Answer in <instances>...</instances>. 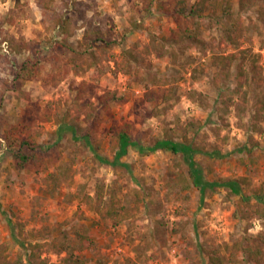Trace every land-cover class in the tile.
<instances>
[{
  "label": "rangeland",
  "instance_id": "374dc122",
  "mask_svg": "<svg viewBox=\"0 0 264 264\" xmlns=\"http://www.w3.org/2000/svg\"><path fill=\"white\" fill-rule=\"evenodd\" d=\"M228 2L232 15L187 19L198 39L185 41L174 0H0V264H77V256L84 264H212L210 251L222 264H252L250 241L264 250V217L253 212L264 206V0L244 14L254 22L239 47L225 39L239 10L238 0ZM24 39L31 48L20 50ZM231 53L237 59L225 58ZM28 58L38 61V76L23 82L15 74ZM223 70L230 77L218 84ZM108 91L121 99L105 106L99 96ZM190 119L203 127L188 140L220 152L195 155L207 179L243 178L245 191L261 198L249 206L217 187L202 199L185 159L171 151L131 146L121 158L128 166L100 159L114 160L121 130L146 147L186 141ZM66 123L89 141L60 134ZM9 130L18 139L33 134L48 148L45 161L18 168ZM99 186L116 190L126 210L140 197L135 215L115 223L91 210L83 197ZM76 231H87L89 247L71 255L50 245Z\"/></svg>",
  "mask_w": 264,
  "mask_h": 264
},
{
  "label": "trees",
  "instance_id": "16d2710c",
  "mask_svg": "<svg viewBox=\"0 0 264 264\" xmlns=\"http://www.w3.org/2000/svg\"><path fill=\"white\" fill-rule=\"evenodd\" d=\"M257 0H238L239 10L234 17V26L229 27L225 39L236 47H239V41L241 38V32L246 31L251 28V24L254 22L251 15H246L250 10L255 7ZM150 5L153 4V0H148ZM207 11L211 14H216L218 12L225 15H232L231 5L228 0H195V2L190 3V0H174V5L172 8V16L179 21V28L176 30L179 33L180 39L185 41H195L198 39V32L194 29L187 27L185 21L189 18H196L199 22H202L204 16H207ZM258 18L261 23L264 24V3L258 7ZM246 19V20H245ZM198 23V25L200 24ZM174 32V31H173ZM175 33V32H174ZM177 33V34H178ZM97 39L103 41L101 33H97ZM175 38V37H174ZM176 40V39H175ZM105 42V41H104ZM20 50L30 49L31 46L27 40H21L17 43ZM133 51H126V60L124 61V67L126 71H130V61L132 60ZM236 53H231L225 55V58L231 59L232 61L237 59ZM38 61L33 62L30 58L26 59L18 67L15 77L16 79L27 82L33 80L38 76ZM243 67L239 69V88L243 86L244 71ZM102 73L99 72V75ZM223 77H230L228 71L223 70L222 73L216 76L218 84ZM173 88H168L167 94H165V99L168 100L172 97ZM247 94L245 93V99ZM100 102L104 103L105 106L109 105L112 101H119L121 98L118 96L116 91H108L99 96ZM258 106L260 109L264 110V96L259 100ZM203 127V122L198 119H190L185 125L183 131V136L186 141H179L173 138H163L156 141L152 146L141 145L133 137H131L125 130H121L116 137V141L113 143L115 147V157L114 160L110 161L100 157L104 162H107L113 166L124 165L128 166L126 163H122L121 158L127 155L129 148L135 147L141 153L156 152L158 150L171 151L175 154H181L189 166V176L188 179L193 184L194 187L199 189L202 199L208 194V192L216 190L217 187H227L232 194L239 197L240 203L251 205L253 198H261V195L257 196L245 191V186L243 185V178L238 179H225L223 181L209 180L205 176L203 169L200 167L195 159L197 153L206 154L208 156L219 155L220 152H209L195 146L192 142L188 140L189 136L196 137ZM66 130H72L75 139H85L86 142L89 141V135H83L77 137L76 130L72 125L64 124L60 127V134L64 133ZM14 132L11 130L7 131L6 140L8 143L9 150L12 152L15 165L24 169L28 164L33 163L34 165H40L45 161V155L47 149L42 146L33 136V134L28 133L25 137L15 138L13 137ZM134 193H137L136 189H133ZM137 196V195H136ZM83 202L93 211L102 215L104 218H111L113 222L118 223L119 221L129 219L135 215V210L138 209L140 202V197L135 201V206L130 210H126V207L122 204V200L118 198L117 191L113 189H106L104 186H99L96 195H85L83 197ZM254 216L264 217V206H259L253 210ZM91 238L87 231H76L73 235L63 234L62 236L55 237L50 245L59 253L75 254L76 251H80L91 245ZM39 246V245H34ZM245 252L249 254L252 264H264V250L260 245H255L254 242L250 241L249 245L245 247ZM210 258L212 264H222V260L218 253L215 251H210ZM75 262L77 264H84V260L77 256ZM4 264H10L9 261H4Z\"/></svg>",
  "mask_w": 264,
  "mask_h": 264
}]
</instances>
